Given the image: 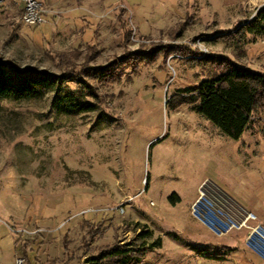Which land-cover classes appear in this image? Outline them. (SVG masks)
Here are the masks:
<instances>
[{
  "label": "rangeland",
  "instance_id": "rangeland-1",
  "mask_svg": "<svg viewBox=\"0 0 264 264\" xmlns=\"http://www.w3.org/2000/svg\"><path fill=\"white\" fill-rule=\"evenodd\" d=\"M263 6L58 0L33 27L0 7L1 60L85 78L99 105L58 111L53 90L0 102V262L81 264L138 241L139 222L162 239L140 264H264V107L234 139L190 106L168 105L207 74L184 50L264 73V34L235 35ZM124 56L138 57L135 70L100 80Z\"/></svg>",
  "mask_w": 264,
  "mask_h": 264
},
{
  "label": "trees",
  "instance_id": "trees-1",
  "mask_svg": "<svg viewBox=\"0 0 264 264\" xmlns=\"http://www.w3.org/2000/svg\"><path fill=\"white\" fill-rule=\"evenodd\" d=\"M129 34L130 31H126L125 39ZM249 34H264V6L235 31L239 41ZM173 48L176 47L169 46L170 50ZM196 53L184 50L185 57L201 65L207 72L206 76L193 85L178 89L168 105L171 109L188 105L215 124L223 134L237 139L251 125L254 112L264 107V73L228 57L212 54L200 59L192 57ZM57 57L60 60L64 58L59 54ZM137 58L124 56L115 63V68L105 67L96 75L100 80H105L110 75L120 76L127 68L135 70ZM69 80H74L77 88H70L67 83ZM51 90L54 91L51 106L58 111L83 113L96 111L99 107L97 95L85 78L34 68L19 69L11 61L0 59V102L6 99L20 101L41 98ZM136 228L139 229L138 241L104 246L96 254L87 256L81 264H140L149 250L161 246L162 239L158 236L151 240L153 231L145 224L136 222ZM200 250L208 251V248ZM219 254L209 253V256L220 259L222 256Z\"/></svg>",
  "mask_w": 264,
  "mask_h": 264
},
{
  "label": "built area",
  "instance_id": "built-area-1",
  "mask_svg": "<svg viewBox=\"0 0 264 264\" xmlns=\"http://www.w3.org/2000/svg\"><path fill=\"white\" fill-rule=\"evenodd\" d=\"M7 3H11L14 6L21 5L19 20L22 24L26 26H38L46 22V17L53 12L49 8V4L45 0H0V7H4ZM249 213V212H248ZM251 213V212H250ZM255 216L253 213H251ZM39 229L34 231H28L24 228L16 229V231H21L25 233L33 234ZM264 247V243L260 244ZM25 257H17L13 264H24ZM0 264H3L0 262Z\"/></svg>",
  "mask_w": 264,
  "mask_h": 264
},
{
  "label": "crops",
  "instance_id": "crops-1",
  "mask_svg": "<svg viewBox=\"0 0 264 264\" xmlns=\"http://www.w3.org/2000/svg\"><path fill=\"white\" fill-rule=\"evenodd\" d=\"M49 5H53V3H55L58 0H45ZM5 8H8L10 10H12L15 14L19 15L20 14V8L21 5L19 4L18 6H14L11 3H7L5 6ZM50 15V14H49ZM262 224V223H261ZM263 225V224H262ZM264 226V225H263Z\"/></svg>",
  "mask_w": 264,
  "mask_h": 264
},
{
  "label": "bare ground",
  "instance_id": "bare-ground-1",
  "mask_svg": "<svg viewBox=\"0 0 264 264\" xmlns=\"http://www.w3.org/2000/svg\"><path fill=\"white\" fill-rule=\"evenodd\" d=\"M211 201H213V200H211ZM249 218H254V216L249 212V216H248ZM248 218V219H249ZM209 221V220H208ZM209 222H211V221H209ZM259 232L260 233H263L264 234V231L263 230H259Z\"/></svg>",
  "mask_w": 264,
  "mask_h": 264
},
{
  "label": "water",
  "instance_id": "water-1",
  "mask_svg": "<svg viewBox=\"0 0 264 264\" xmlns=\"http://www.w3.org/2000/svg\"><path fill=\"white\" fill-rule=\"evenodd\" d=\"M259 230H262V229H259Z\"/></svg>",
  "mask_w": 264,
  "mask_h": 264
}]
</instances>
